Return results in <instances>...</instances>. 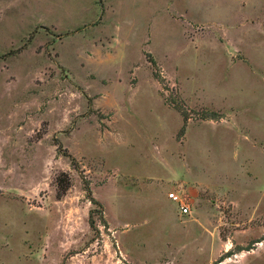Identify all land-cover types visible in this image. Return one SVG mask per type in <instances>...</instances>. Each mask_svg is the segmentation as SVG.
<instances>
[{
    "label": "rangeland",
    "instance_id": "1",
    "mask_svg": "<svg viewBox=\"0 0 264 264\" xmlns=\"http://www.w3.org/2000/svg\"><path fill=\"white\" fill-rule=\"evenodd\" d=\"M0 264H264V0H0Z\"/></svg>",
    "mask_w": 264,
    "mask_h": 264
},
{
    "label": "built area",
    "instance_id": "2",
    "mask_svg": "<svg viewBox=\"0 0 264 264\" xmlns=\"http://www.w3.org/2000/svg\"><path fill=\"white\" fill-rule=\"evenodd\" d=\"M173 199L180 203L181 214L184 215V214H191L192 213V211L190 209V205L187 204L179 195L174 194Z\"/></svg>",
    "mask_w": 264,
    "mask_h": 264
}]
</instances>
